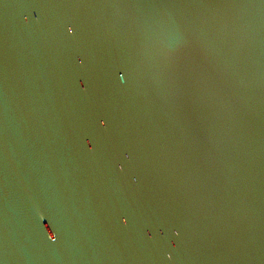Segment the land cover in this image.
Here are the masks:
<instances>
[{
  "label": "water",
  "instance_id": "water-1",
  "mask_svg": "<svg viewBox=\"0 0 264 264\" xmlns=\"http://www.w3.org/2000/svg\"><path fill=\"white\" fill-rule=\"evenodd\" d=\"M0 264H264V0H0Z\"/></svg>",
  "mask_w": 264,
  "mask_h": 264
}]
</instances>
